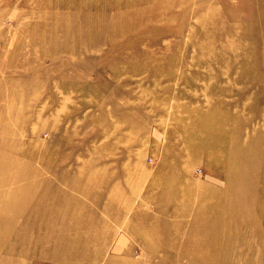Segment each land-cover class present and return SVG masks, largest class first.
<instances>
[{"label":"rangeland","instance_id":"374dc122","mask_svg":"<svg viewBox=\"0 0 264 264\" xmlns=\"http://www.w3.org/2000/svg\"><path fill=\"white\" fill-rule=\"evenodd\" d=\"M0 264H264V0H0Z\"/></svg>","mask_w":264,"mask_h":264},{"label":"bare ground","instance_id":"6f19581e","mask_svg":"<svg viewBox=\"0 0 264 264\" xmlns=\"http://www.w3.org/2000/svg\"><path fill=\"white\" fill-rule=\"evenodd\" d=\"M195 199H196V198H195ZM188 200H190V199H188ZM198 221H199V219H198ZM202 221H203V220H201V222H202ZM199 229H200V227L197 226V227L194 228L193 231L191 230L192 235H190V238H194L195 236H196V237H204V236H200V235L198 236ZM204 233H205V232H204ZM204 233H203V234H204ZM196 234H197V235H196ZM200 255H201V257H205L204 254H201V253H200Z\"/></svg>","mask_w":264,"mask_h":264}]
</instances>
